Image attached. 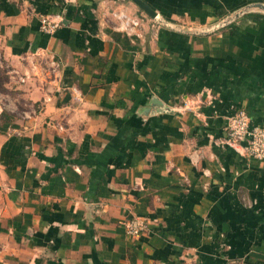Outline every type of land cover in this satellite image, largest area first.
Segmentation results:
<instances>
[{"label": "crops", "instance_id": "0c3cea01", "mask_svg": "<svg viewBox=\"0 0 264 264\" xmlns=\"http://www.w3.org/2000/svg\"><path fill=\"white\" fill-rule=\"evenodd\" d=\"M144 1L191 26L264 2ZM0 50V264H264V157L220 143L239 106L264 124V12L194 34L133 0H0Z\"/></svg>", "mask_w": 264, "mask_h": 264}, {"label": "built area", "instance_id": "2783aa9c", "mask_svg": "<svg viewBox=\"0 0 264 264\" xmlns=\"http://www.w3.org/2000/svg\"><path fill=\"white\" fill-rule=\"evenodd\" d=\"M113 15L116 18L115 26L118 29L128 34L140 33L141 21L138 17L130 15L122 9L113 11ZM60 23L59 14L44 13L39 17L40 29L48 34H52ZM1 56L2 51L0 50V58ZM220 143L231 146L240 154L261 159L264 157V124L253 123L249 111L244 106H239L228 116L225 134L220 139ZM146 226L144 217L139 215H131L124 220L125 232L131 236L140 234L146 229Z\"/></svg>", "mask_w": 264, "mask_h": 264}, {"label": "water", "instance_id": "95a60500", "mask_svg": "<svg viewBox=\"0 0 264 264\" xmlns=\"http://www.w3.org/2000/svg\"><path fill=\"white\" fill-rule=\"evenodd\" d=\"M141 9H143L149 16L154 18L157 22L162 25H166L172 27L178 31L186 32V33H194V34H205L209 33L215 29L220 27L226 26L233 20L240 17L243 13L251 12V11H261L264 12V2L263 1H250L247 2L227 13L225 16L221 17L220 19L216 20L211 25H202V26H191L185 25L182 23L170 21L164 18L159 12L153 9L148 3L144 0H133ZM153 103H158L159 106L162 107V102L157 98H152Z\"/></svg>", "mask_w": 264, "mask_h": 264}]
</instances>
